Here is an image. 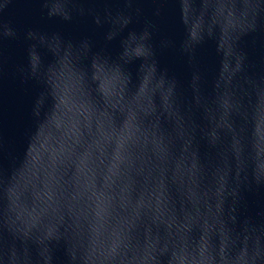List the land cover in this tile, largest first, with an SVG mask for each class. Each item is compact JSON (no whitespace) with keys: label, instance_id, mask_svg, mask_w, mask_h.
I'll return each instance as SVG.
<instances>
[{"label":"clouds","instance_id":"clouds-1","mask_svg":"<svg viewBox=\"0 0 264 264\" xmlns=\"http://www.w3.org/2000/svg\"><path fill=\"white\" fill-rule=\"evenodd\" d=\"M132 7L128 0L127 14H109V40L132 22ZM180 7L182 53L193 59L214 40L222 54L209 95L192 76L202 125L159 69L150 24L128 33L118 59L95 55L90 65L87 43L29 33L54 59L44 65L32 45L22 70L44 91L26 148L0 173V264H53L59 247L67 264H264V226L235 215L241 189L264 186V81L241 83L236 47L264 0ZM43 8L66 22L84 15L74 0ZM14 38L0 26V40Z\"/></svg>","mask_w":264,"mask_h":264},{"label":"water","instance_id":"water-1","mask_svg":"<svg viewBox=\"0 0 264 264\" xmlns=\"http://www.w3.org/2000/svg\"><path fill=\"white\" fill-rule=\"evenodd\" d=\"M74 2L84 7V15H75L66 22L60 18H48L43 8L44 0H0V5L4 6L0 10V26L7 25L15 33L14 39L0 40V173L6 174L26 148L28 136L34 131L36 104L44 91L37 79L22 71L28 67L29 49L32 45L37 46V53L44 65L52 63L54 59L46 47L39 45L38 40L28 38L29 33L44 35L49 39L57 35L62 42L71 43L74 47L87 43L90 51L84 62L90 65L91 57L95 55L118 59L123 51L122 41L128 33H139L150 24L153 33L151 42L159 69L167 71L170 78L177 80L180 104L185 109L191 106L193 120L203 124L202 112L195 107L192 76L197 73L201 76V94L209 95L219 75L222 54L217 51L214 40L199 46L193 59L182 53L181 45L186 32L181 0H131L132 22L111 40L108 36L113 31V25L109 14L112 17L120 12L127 14L125 4L128 0ZM137 8L139 16L134 14ZM157 10L160 12L158 16L155 15ZM236 47L244 57V71L238 78L241 83L244 79L264 81V8L256 17L254 30L242 35ZM138 68L139 62L129 66L134 78ZM244 87L247 88V85ZM201 153H209L203 143ZM235 215L238 223L247 219L255 225L264 226V186L257 187L252 183L251 187L242 188ZM53 264H67L62 247L54 248Z\"/></svg>","mask_w":264,"mask_h":264}]
</instances>
